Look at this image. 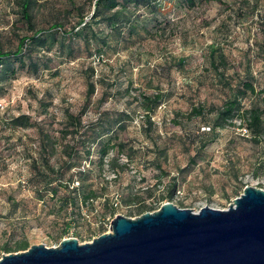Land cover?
I'll use <instances>...</instances> for the list:
<instances>
[{
  "label": "rangeland",
  "instance_id": "1",
  "mask_svg": "<svg viewBox=\"0 0 264 264\" xmlns=\"http://www.w3.org/2000/svg\"><path fill=\"white\" fill-rule=\"evenodd\" d=\"M95 2L31 0L30 26L22 0H0V51L46 41L37 68L15 60L0 76V259L91 242L118 215L224 210L264 189V137L217 126L227 102L262 105L240 88L264 89V0L131 3L92 23Z\"/></svg>",
  "mask_w": 264,
  "mask_h": 264
},
{
  "label": "water",
  "instance_id": "2",
  "mask_svg": "<svg viewBox=\"0 0 264 264\" xmlns=\"http://www.w3.org/2000/svg\"><path fill=\"white\" fill-rule=\"evenodd\" d=\"M0 264H264V189L247 186L224 210L165 203L136 218L118 215L91 242L33 245Z\"/></svg>",
  "mask_w": 264,
  "mask_h": 264
},
{
  "label": "trees",
  "instance_id": "3",
  "mask_svg": "<svg viewBox=\"0 0 264 264\" xmlns=\"http://www.w3.org/2000/svg\"><path fill=\"white\" fill-rule=\"evenodd\" d=\"M157 0H96L94 4V13L91 17V22H95L100 19L104 21H110L113 23L117 17V8L120 6L127 7L129 4L133 3L138 5L141 2H146L148 6L155 5ZM193 1V0H190ZM31 0H22V17L26 23L32 26V16L30 13ZM103 11H111L109 14L104 15ZM83 25V26H81ZM90 22H87L85 17H82L79 26L81 30H85L86 27H90ZM40 47L46 46V41L44 38L34 35L32 37H24L20 40V43L15 52H4L0 51V76L4 79H9L10 74H13L15 68L12 67V61H20L28 64L30 68H37V55L35 54V46ZM24 57H19V56ZM242 97H245L247 93L260 96L261 106H251L246 108L242 105L239 99L227 102L222 108L217 110V121L219 122L217 126L225 127L227 125L234 126L236 124L235 120L239 121L240 126H244L245 130L249 132L253 139L258 141L264 137V89L259 91L256 90L254 85L250 82H244L240 88ZM149 99V97H146ZM158 102V101H157ZM154 108H149L152 111ZM202 109L194 108L191 115H202ZM211 130V128H210ZM107 153L106 150L102 153V160H104V155ZM93 198V193L85 195V201ZM145 206L141 207L144 210ZM29 248L28 243H21L16 248L18 250H26Z\"/></svg>",
  "mask_w": 264,
  "mask_h": 264
}]
</instances>
